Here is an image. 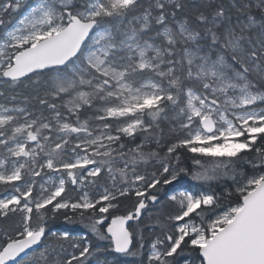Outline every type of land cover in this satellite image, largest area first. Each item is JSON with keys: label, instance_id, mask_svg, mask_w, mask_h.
Returning a JSON list of instances; mask_svg holds the SVG:
<instances>
[{"label": "snow or ice", "instance_id": "snow-or-ice-1", "mask_svg": "<svg viewBox=\"0 0 264 264\" xmlns=\"http://www.w3.org/2000/svg\"><path fill=\"white\" fill-rule=\"evenodd\" d=\"M0 264H264V0H0Z\"/></svg>", "mask_w": 264, "mask_h": 264}, {"label": "trees", "instance_id": "trees-1", "mask_svg": "<svg viewBox=\"0 0 264 264\" xmlns=\"http://www.w3.org/2000/svg\"><path fill=\"white\" fill-rule=\"evenodd\" d=\"M188 183L190 184L191 181H188ZM54 227H57V228H61V229H63V228H69V227H71V226H69V225H64V224H62V223H60V222H57V224L54 225ZM121 259H125V258H121ZM126 259L131 260L132 258H126Z\"/></svg>", "mask_w": 264, "mask_h": 264}]
</instances>
